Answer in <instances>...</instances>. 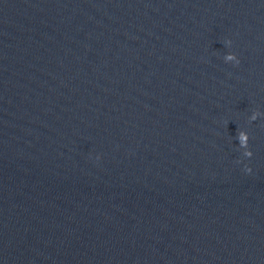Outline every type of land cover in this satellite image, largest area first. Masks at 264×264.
<instances>
[{
  "label": "water",
  "instance_id": "95a60500",
  "mask_svg": "<svg viewBox=\"0 0 264 264\" xmlns=\"http://www.w3.org/2000/svg\"><path fill=\"white\" fill-rule=\"evenodd\" d=\"M0 264H264V0H0Z\"/></svg>",
  "mask_w": 264,
  "mask_h": 264
}]
</instances>
